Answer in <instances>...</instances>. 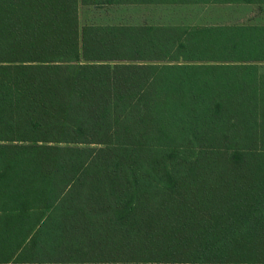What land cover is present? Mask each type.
<instances>
[{"label":"trees","instance_id":"obj_1","mask_svg":"<svg viewBox=\"0 0 264 264\" xmlns=\"http://www.w3.org/2000/svg\"><path fill=\"white\" fill-rule=\"evenodd\" d=\"M221 2L0 0V264H264V26L184 24Z\"/></svg>","mask_w":264,"mask_h":264},{"label":"crops","instance_id":"obj_2","mask_svg":"<svg viewBox=\"0 0 264 264\" xmlns=\"http://www.w3.org/2000/svg\"><path fill=\"white\" fill-rule=\"evenodd\" d=\"M220 2L221 3H216V4L208 3L202 6L203 10L204 8L206 9L211 8L213 10H216V8H220L221 11L219 13L220 15H218L219 16L218 18L208 19L206 20V23L184 22V24L202 25L204 27H215V28L219 26H229V27L230 26H246V27L264 26V13L263 14L260 12L258 13L259 11L258 5L247 3L244 0H220ZM223 11L225 13H228V15L227 16L223 15ZM247 12H249L248 13L249 15L247 14ZM177 24L179 25V23ZM254 65L260 67L261 70L264 69V61L260 62V60H257L254 63Z\"/></svg>","mask_w":264,"mask_h":264},{"label":"rangeland","instance_id":"obj_3","mask_svg":"<svg viewBox=\"0 0 264 264\" xmlns=\"http://www.w3.org/2000/svg\"><path fill=\"white\" fill-rule=\"evenodd\" d=\"M126 9L127 8H125V10L121 11L120 13H117L116 16L117 17H121V16L126 17L128 22H130L132 25H137L141 22H144L143 18L140 19V12L137 9H130L129 11ZM202 10L203 9L201 8V11L198 12L194 17H192V18H194L193 19L194 22L206 23V20H208V19L218 18L219 17L218 15H220L219 13L221 11L220 8H216V10H213L211 8H208V9L204 8V10L203 11ZM150 13L153 14L154 12L151 11ZM248 13L249 12H247V14ZM160 14L162 16H164L163 12H160ZM93 15H94V13H89V11H86V9L81 10L80 29L82 28L84 23H86L90 18H92ZM143 15L148 16V13L144 12ZM223 15L227 16L228 13H225L223 11ZM155 16H156V18H158L157 14H155ZM100 17H101V15H100ZM186 17H190V16H186ZM228 18H226V19H228ZM155 20H159V19H155ZM160 21H162V20H160Z\"/></svg>","mask_w":264,"mask_h":264}]
</instances>
